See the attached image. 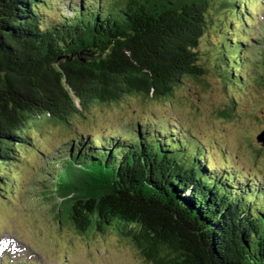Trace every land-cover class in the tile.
<instances>
[{"label": "trees", "instance_id": "16d2710c", "mask_svg": "<svg viewBox=\"0 0 264 264\" xmlns=\"http://www.w3.org/2000/svg\"><path fill=\"white\" fill-rule=\"evenodd\" d=\"M223 1L82 0L69 5L72 16L50 20V0H0V190L40 153L34 130L60 125L75 138L62 167L47 173L43 200L61 227L115 231L150 264H264V206L230 171L211 169L204 152L156 121L157 132L145 127L128 143L77 127L97 105L170 101L187 79L200 80L199 42L215 6L233 17L219 40L232 62L218 71L225 90L242 84L239 28L249 10ZM183 229L201 245L185 238L187 257L174 238Z\"/></svg>", "mask_w": 264, "mask_h": 264}, {"label": "rangeland", "instance_id": "374dc122", "mask_svg": "<svg viewBox=\"0 0 264 264\" xmlns=\"http://www.w3.org/2000/svg\"><path fill=\"white\" fill-rule=\"evenodd\" d=\"M81 1L50 0L53 4L50 20L57 19L61 13L72 16L69 4L79 5ZM228 1L242 5V0ZM263 6L259 19H255L256 28L250 26L254 31L251 35L254 42L250 41L239 51L244 56L242 63L249 65V69L244 67L247 74L242 84H236L234 88L230 85L225 90L218 71L216 63L224 64L225 59L229 60L228 63L232 62L229 56L231 50L226 49L227 56H224L219 40L224 29L222 24L227 22V26L230 25L233 17L228 10L220 14L215 6L216 10L211 9L213 19L210 27L199 42V66L205 72L200 80L187 79L174 90L170 101L132 97L118 104L97 105L88 123H81L78 129L96 140L116 138L123 141L125 138L128 143L139 136V124L156 130L153 124L156 120L171 129L183 131L191 142L190 146L194 144L193 149L204 152L207 163L217 164L221 175L226 174L225 170L234 171L247 179L252 177L255 182H264V146L256 139L264 131V58L260 48L259 51L255 48L263 41L261 37L258 39L264 33ZM242 31L250 32L245 26ZM232 35L229 33L226 38ZM231 97L236 100L231 102ZM128 128L132 132L128 130L124 136ZM38 129L40 131L34 130V135L39 136L40 140L37 142L38 149L52 159V167L46 166L44 157L34 151L18 168L23 182L17 185L14 200L6 199V187L0 190L1 241L11 242L13 248L17 245L22 251L18 239L32 252L18 257L10 250L2 252V248L6 251L10 247L3 245L0 247V264L16 260H25L24 264H150L115 231L106 235L89 233L80 236L71 227L59 225L51 206L43 200L45 180L51 177L43 176L40 172L56 173L67 158V147L75 137L60 125H42ZM227 165L234 168H225ZM34 178L36 182L31 187ZM5 257L9 258L3 261ZM35 257L39 258V263Z\"/></svg>", "mask_w": 264, "mask_h": 264}, {"label": "water", "instance_id": "95a60500", "mask_svg": "<svg viewBox=\"0 0 264 264\" xmlns=\"http://www.w3.org/2000/svg\"><path fill=\"white\" fill-rule=\"evenodd\" d=\"M257 141L260 142L264 146V131L260 135L257 136ZM175 219H176L175 221H179L180 220L178 218H175ZM178 224L182 228L183 224L179 223V222H178ZM183 230L184 231L179 230L181 235L174 236V238L176 239V244L181 248L183 254L186 257L189 256V254L190 255H194V252H193L194 249L192 248L190 243L188 241H186V240L188 239L191 242L193 241L194 242L193 245H195V246H201L199 241H198V238H196L194 235L191 234L192 230H190V229H183ZM185 238H186V240H184Z\"/></svg>", "mask_w": 264, "mask_h": 264}]
</instances>
